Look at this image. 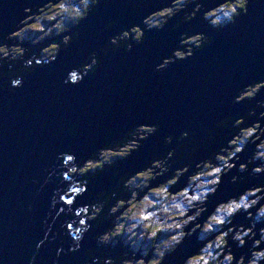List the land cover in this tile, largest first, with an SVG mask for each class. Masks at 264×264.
Returning a JSON list of instances; mask_svg holds the SVG:
<instances>
[{
  "label": "clouds",
  "instance_id": "9594fccd",
  "mask_svg": "<svg viewBox=\"0 0 264 264\" xmlns=\"http://www.w3.org/2000/svg\"><path fill=\"white\" fill-rule=\"evenodd\" d=\"M25 2L13 30L0 37V92L13 95L30 76L71 48L80 38L74 29L113 0ZM252 4L253 0H169L140 23L116 31L103 46L90 51L83 63L67 71L64 84H82L100 69L104 56L132 52L145 43L148 32H162L171 24V31L179 36L171 53L155 65V72L161 73L214 43V37L197 31L192 21L199 18L219 32L248 16ZM0 7H9L7 0H0ZM116 23L109 21L97 35L112 31ZM185 25L191 26L185 29ZM5 26L6 20L0 18V29ZM28 39L30 45L25 46ZM262 94L264 79L238 86L232 102L250 104L245 111L223 116L212 128L193 126L178 136L167 135L166 150L137 170L123 172L110 191H101L91 202L77 207L74 202L88 192L99 172L118 169L120 161L138 152L161 125L139 123L86 159L61 152L59 163L45 181L58 177L60 186L53 191L42 237L36 240L27 264H39L41 249L56 241L61 217L66 218L62 227L71 240L69 252L79 251L86 235L95 232V246L86 252L90 264H264ZM212 145H216L214 150H210ZM250 145L254 150L244 159L242 154ZM203 152L208 155L201 158ZM228 176L229 186L224 187ZM179 184L182 187L174 188ZM222 188L225 195L211 204ZM193 236L199 242L198 250L186 252L184 245ZM122 246L126 250L119 251ZM63 254L61 244L52 264H60ZM0 264H5L2 258Z\"/></svg>",
  "mask_w": 264,
  "mask_h": 264
},
{
  "label": "water",
  "instance_id": "95a60500",
  "mask_svg": "<svg viewBox=\"0 0 264 264\" xmlns=\"http://www.w3.org/2000/svg\"><path fill=\"white\" fill-rule=\"evenodd\" d=\"M7 2L9 7H0V18L6 20L0 37L13 30L19 13L27 6L25 0ZM168 3L113 0L110 5L102 4L98 13L74 29L80 32L79 40L56 62L30 76L15 95L0 92V258L5 264H27L36 240L42 237L50 199L61 178L45 181L59 163L61 152L86 159L139 123L161 125L138 152L120 161L118 169L99 172L88 192L74 202L73 207H77L91 202L101 191H110L123 172L137 170L166 150L167 135L178 136L193 126L212 128L223 116L250 106L232 101L238 86L264 79V0H253L248 16L219 32L199 18L196 23L192 21L197 31L213 36L214 43L161 73L155 72V65L171 53L179 36L171 31V24L162 32H148L145 43L132 52L104 56L100 69L82 84H64L67 71L83 63L88 53L103 46L109 36L140 23L146 14ZM111 20L117 21L116 27L97 35ZM190 26L185 25V29ZM29 45L30 40H26L25 46ZM253 150L254 145H250L243 158ZM206 155L208 152L201 153V158ZM229 181L230 176L225 177L223 186L228 187ZM179 187L182 184L174 186ZM224 195L222 188L211 198V204ZM65 219L61 217L56 225V241L41 249L39 264H52L61 244L65 254L59 258L60 264H90L86 252L95 246V232L86 235L79 251L69 252L71 240L62 227ZM240 219L237 217L238 222ZM198 247L195 236L184 245L186 252ZM124 250L123 246L119 249Z\"/></svg>",
  "mask_w": 264,
  "mask_h": 264
},
{
  "label": "bare ground",
  "instance_id": "6f19581e",
  "mask_svg": "<svg viewBox=\"0 0 264 264\" xmlns=\"http://www.w3.org/2000/svg\"><path fill=\"white\" fill-rule=\"evenodd\" d=\"M255 2V1H254ZM197 21H194L193 23H196ZM197 244H198V246H199V242L197 241Z\"/></svg>",
  "mask_w": 264,
  "mask_h": 264
},
{
  "label": "rangeland",
  "instance_id": "374dc122",
  "mask_svg": "<svg viewBox=\"0 0 264 264\" xmlns=\"http://www.w3.org/2000/svg\"><path fill=\"white\" fill-rule=\"evenodd\" d=\"M29 35H31V34H29ZM28 40H30V39H28Z\"/></svg>",
  "mask_w": 264,
  "mask_h": 264
}]
</instances>
